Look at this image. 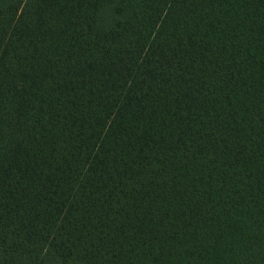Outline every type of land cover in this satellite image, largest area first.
<instances>
[{
  "label": "trees",
  "instance_id": "trees-1",
  "mask_svg": "<svg viewBox=\"0 0 264 264\" xmlns=\"http://www.w3.org/2000/svg\"><path fill=\"white\" fill-rule=\"evenodd\" d=\"M0 264H264V0H0Z\"/></svg>",
  "mask_w": 264,
  "mask_h": 264
}]
</instances>
